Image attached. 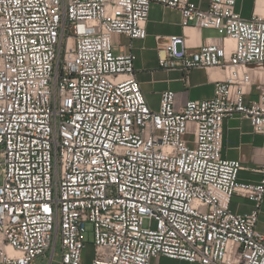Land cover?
Masks as SVG:
<instances>
[{
	"label": "built area",
	"instance_id": "1",
	"mask_svg": "<svg viewBox=\"0 0 264 264\" xmlns=\"http://www.w3.org/2000/svg\"><path fill=\"white\" fill-rule=\"evenodd\" d=\"M152 3L178 10L182 27L216 30L158 49L164 67L221 69L211 98L177 108L166 90L157 110L147 105L134 54L116 53L112 38L144 39ZM234 115L264 134V10L246 19L236 0H0V264H32L50 248L53 264L57 243V264H264V163L259 181L243 182L240 161L223 157ZM235 193L254 203L249 213L231 210Z\"/></svg>",
	"mask_w": 264,
	"mask_h": 264
},
{
	"label": "crops",
	"instance_id": "2",
	"mask_svg": "<svg viewBox=\"0 0 264 264\" xmlns=\"http://www.w3.org/2000/svg\"><path fill=\"white\" fill-rule=\"evenodd\" d=\"M201 7L208 5V0H193ZM236 10L243 18H250L254 13L264 10V0H236ZM147 35L144 39H131L123 34L114 35L113 48L116 53H133L135 56V77L140 84L147 105L157 110L164 91L172 90L176 93V107L180 108L188 100L209 99L214 93V82L223 78V72L217 67L191 68L181 67L178 58H172L174 66L160 65L159 54L167 55L163 48L171 35L183 36L187 44H203L210 38L218 36L216 30L210 28L182 27L180 12L167 8L158 3H152L147 21ZM157 37V38H156ZM256 98L253 87L247 99ZM223 157L239 160L241 169L238 180L243 182H257L261 178L258 172L264 163V134L255 133L248 119L234 115L226 118L223 123ZM230 208L236 213H249L254 203L242 195L232 196ZM257 227L264 230V199L260 206ZM161 261L188 264L189 262L158 256L151 260V264ZM196 264V263H189Z\"/></svg>",
	"mask_w": 264,
	"mask_h": 264
},
{
	"label": "rangeland",
	"instance_id": "3",
	"mask_svg": "<svg viewBox=\"0 0 264 264\" xmlns=\"http://www.w3.org/2000/svg\"><path fill=\"white\" fill-rule=\"evenodd\" d=\"M86 238L89 241H91V239H92L91 236H87ZM85 254H86L87 260L90 261L91 258H92V254H93V246H92V244L88 243L86 245ZM50 256H51V248L48 251H46V253H45L44 256H39V257L35 258L33 260L32 264H47ZM59 260H60V244L57 243L56 250H55V254L53 256L52 263L53 264H57ZM160 264H180V263H177V262L174 263V262H168V261H161Z\"/></svg>",
	"mask_w": 264,
	"mask_h": 264
},
{
	"label": "bare ground",
	"instance_id": "4",
	"mask_svg": "<svg viewBox=\"0 0 264 264\" xmlns=\"http://www.w3.org/2000/svg\"><path fill=\"white\" fill-rule=\"evenodd\" d=\"M229 44H232V42H231V41H229Z\"/></svg>",
	"mask_w": 264,
	"mask_h": 264
}]
</instances>
